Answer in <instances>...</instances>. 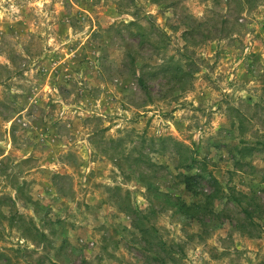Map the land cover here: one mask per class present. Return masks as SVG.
Returning a JSON list of instances; mask_svg holds the SVG:
<instances>
[{"label":"rangeland","instance_id":"obj_1","mask_svg":"<svg viewBox=\"0 0 264 264\" xmlns=\"http://www.w3.org/2000/svg\"><path fill=\"white\" fill-rule=\"evenodd\" d=\"M153 1L0 0V264H264V0Z\"/></svg>","mask_w":264,"mask_h":264},{"label":"trees","instance_id":"obj_2","mask_svg":"<svg viewBox=\"0 0 264 264\" xmlns=\"http://www.w3.org/2000/svg\"><path fill=\"white\" fill-rule=\"evenodd\" d=\"M153 2H155V3H157V2H159L158 0H154ZM193 178L194 177H191V176H186V177H184V181L185 182H187V183H189L191 180H193ZM191 183V182H190ZM213 196H215L214 195V193L211 195V198H209V199H212V198H214ZM176 205H177V208L179 209L180 207H182V209H185V210H187V211H189V210H199V209H204V210H206L207 209V207L206 206H203L201 203L200 204H192V205H186L185 204V202L184 201H179L178 203H176ZM208 205V204H207ZM28 234H33L32 232H27ZM33 237H30L31 238V240H33L32 242H33V244H37V242H36V239H35V236H38V231L36 232V234H34V235H32ZM42 237H45L44 235H41Z\"/></svg>","mask_w":264,"mask_h":264}]
</instances>
